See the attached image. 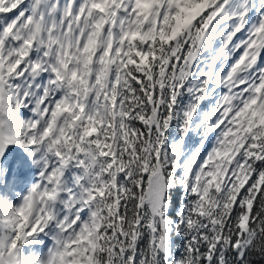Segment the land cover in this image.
<instances>
[{
	"label": "snow or ice",
	"instance_id": "6c2138e0",
	"mask_svg": "<svg viewBox=\"0 0 264 264\" xmlns=\"http://www.w3.org/2000/svg\"><path fill=\"white\" fill-rule=\"evenodd\" d=\"M0 264H264V0H0Z\"/></svg>",
	"mask_w": 264,
	"mask_h": 264
}]
</instances>
